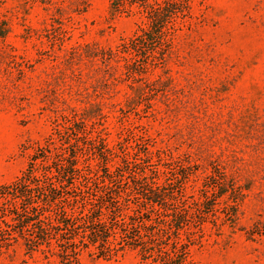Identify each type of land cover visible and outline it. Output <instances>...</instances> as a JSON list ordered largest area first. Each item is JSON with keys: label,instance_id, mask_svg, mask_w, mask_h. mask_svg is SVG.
Instances as JSON below:
<instances>
[{"label": "rangeland", "instance_id": "rangeland-1", "mask_svg": "<svg viewBox=\"0 0 264 264\" xmlns=\"http://www.w3.org/2000/svg\"><path fill=\"white\" fill-rule=\"evenodd\" d=\"M141 21L110 0H0V188L56 123L81 122L56 144L118 180L145 173L200 219L192 264H264V0H192L162 60L126 66L115 53ZM91 254L78 264H139ZM41 258L16 246L0 264Z\"/></svg>", "mask_w": 264, "mask_h": 264}, {"label": "trees", "instance_id": "trees-1", "mask_svg": "<svg viewBox=\"0 0 264 264\" xmlns=\"http://www.w3.org/2000/svg\"><path fill=\"white\" fill-rule=\"evenodd\" d=\"M191 1L110 0L113 14L142 18L134 39L115 56L126 66L145 50L152 62L162 60ZM79 125L70 119L56 123L24 172L0 188V253L20 246L25 256L37 254L44 264L54 259L57 264H78L83 251L112 259L131 250L139 264H192L190 247L200 219L194 221L187 208L168 209L176 198L145 173L130 183L118 180L121 176L109 168L99 173L81 164L79 146L56 144ZM76 132L77 139L93 145L94 140Z\"/></svg>", "mask_w": 264, "mask_h": 264}]
</instances>
